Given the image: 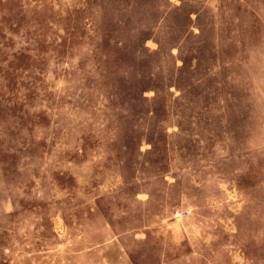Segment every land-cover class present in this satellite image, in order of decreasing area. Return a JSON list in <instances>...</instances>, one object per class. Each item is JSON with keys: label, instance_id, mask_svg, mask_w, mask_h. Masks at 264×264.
<instances>
[{"label": "rangeland", "instance_id": "374dc122", "mask_svg": "<svg viewBox=\"0 0 264 264\" xmlns=\"http://www.w3.org/2000/svg\"><path fill=\"white\" fill-rule=\"evenodd\" d=\"M0 264H264V0H0Z\"/></svg>", "mask_w": 264, "mask_h": 264}]
</instances>
